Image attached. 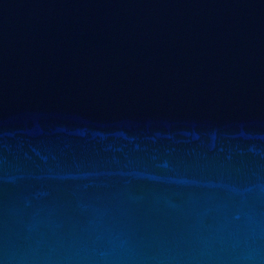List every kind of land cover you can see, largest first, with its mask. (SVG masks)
Listing matches in <instances>:
<instances>
[{
	"label": "water",
	"instance_id": "95a60500",
	"mask_svg": "<svg viewBox=\"0 0 264 264\" xmlns=\"http://www.w3.org/2000/svg\"><path fill=\"white\" fill-rule=\"evenodd\" d=\"M0 264H264V0H0Z\"/></svg>",
	"mask_w": 264,
	"mask_h": 264
}]
</instances>
